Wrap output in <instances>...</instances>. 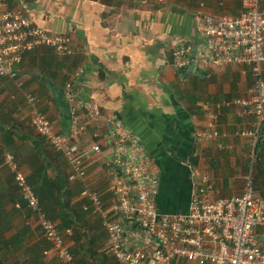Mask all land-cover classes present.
I'll return each instance as SVG.
<instances>
[{
    "label": "crops",
    "instance_id": "1",
    "mask_svg": "<svg viewBox=\"0 0 264 264\" xmlns=\"http://www.w3.org/2000/svg\"><path fill=\"white\" fill-rule=\"evenodd\" d=\"M8 2L26 9L45 30L71 35L75 53L60 55L53 50L51 56L47 47L27 53L18 67L16 79L0 78V96L4 98L9 94V99H13L4 102L0 99V119L5 115L10 118L9 123H17L20 133L36 134L28 124L32 106L27 96L33 94L38 98V109L51 118L56 129L68 131L71 119L64 86L82 69L74 79L75 84L84 101L99 113L100 121L105 124L102 130L108 127V117L121 120L141 136L154 158L160 174L159 210L188 211L192 188L190 164L210 174L215 196L243 192L244 175L249 167L251 169L253 141L234 133L253 129L255 118L241 116L238 106L222 107L215 123L221 133L219 137L199 138L196 131L210 127L211 115L217 111L216 103L249 94L253 81L251 68L211 65L196 71L182 69L181 73V69L173 65V50L181 42L193 44L199 54L204 51L205 40L199 30L204 14L237 16L244 9L243 0H223V4L220 0ZM9 123H5L6 127H10ZM96 132V126H90L80 142L96 140ZM97 140L103 151L87 161L84 180L71 178V166L62 153L54 166L63 167L69 173L73 202H88L82 192L90 187L102 193L109 206L115 197L108 184L112 148L103 134ZM17 141L19 144L20 140ZM6 151L11 152L0 153V168L4 165ZM56 153L49 150V155ZM19 165L27 175L32 171L26 163ZM48 172L55 174L52 169ZM261 178L264 177L256 180L255 187L264 195ZM7 187L6 182L0 183V191ZM5 206L12 208L11 203ZM100 220L89 214L86 228L80 229L79 234H91L94 245L89 246L88 253H95L91 257L81 252V256L95 264H122L115 256L104 252L108 234ZM12 221L14 227L5 233L7 238L16 236L18 230L24 231L6 248L0 245L1 264H61L56 249L45 239L34 217L24 220L13 216ZM99 221L101 227L97 225ZM63 234L72 245L73 229L67 228ZM261 239L264 242V236Z\"/></svg>",
    "mask_w": 264,
    "mask_h": 264
},
{
    "label": "built area",
    "instance_id": "2",
    "mask_svg": "<svg viewBox=\"0 0 264 264\" xmlns=\"http://www.w3.org/2000/svg\"><path fill=\"white\" fill-rule=\"evenodd\" d=\"M223 4V0H220ZM243 11L234 16L204 14L200 35L205 49L199 54L193 44L179 43L173 50L175 69L190 70L194 64L223 67H250L252 85L247 96L223 100L215 104L210 127L199 129V138L215 139L221 135L215 123L222 107L238 106L243 117L253 116V129L237 130L234 135L252 138L250 171L244 175L240 194L215 196L214 182L208 172L189 165L192 177L191 199L187 212L168 213L157 208L160 174L154 158L141 136L127 124L107 118V128L99 113L81 97L75 78L66 82L64 95L69 105L71 126L59 131L51 118L38 109V98L28 94L32 106L29 123L45 137L56 152L71 166L72 179L84 180L87 161L102 153L97 140L103 134L112 148L110 156V188L114 201L106 206L102 193L85 187L84 208L101 219L108 234L106 253L122 264H264V195L255 188L252 173L256 143L264 122V5L263 0H243ZM47 47L60 55L75 53L71 35L45 30L23 7L0 0V78L16 79L25 54ZM90 126H96L91 142H80ZM103 131V132H102ZM223 147V144H220ZM4 165L14 175V183L28 208L37 216L43 236L56 249L61 264H79L58 222L50 219L29 183L27 173L11 152H4ZM19 206V204H18ZM129 224V225H128Z\"/></svg>",
    "mask_w": 264,
    "mask_h": 264
},
{
    "label": "trees",
    "instance_id": "3",
    "mask_svg": "<svg viewBox=\"0 0 264 264\" xmlns=\"http://www.w3.org/2000/svg\"><path fill=\"white\" fill-rule=\"evenodd\" d=\"M53 52V49L48 48L49 55L52 56ZM9 122L10 118L5 115L0 119V132H2L0 153L9 148H13V154L16 160H18L21 165L26 163L32 167V171L28 175V180L38 195L43 210L46 211L50 219L56 222L58 221L62 233L67 228L73 229V244L67 243L78 263L95 264L94 262L85 260V258L81 256V252L86 254V256L87 254H91L88 253L89 246L94 245L91 234L88 235L87 232L79 234L81 228H86V221L91 212L84 208L85 200L73 202V192H71L69 186V173L63 167L54 166L58 161V155L61 153H56L54 150L57 155H49V150L52 149V147L45 137L37 133L32 135L20 133L19 127H16L17 123ZM5 123H9L10 127H6ZM13 126L15 129L12 128ZM17 139L20 140L19 144H17ZM27 139L28 141L26 142L25 140ZM253 166L257 169L255 180L264 177V122H262L259 130ZM50 169L54 170V175L49 174L48 171ZM1 182H6L8 185L5 190L0 191V245L6 248L9 244L18 240L24 231V229L18 230L17 235H13L10 238L5 236V233L14 227V222L12 221L13 216H20L24 220L34 217L36 222L38 218L34 212L28 208L27 202L22 197L12 176L1 178L0 183ZM9 203L12 204V208L6 209L5 205ZM18 204L19 206H17ZM100 221L97 222L98 227H101ZM26 227L28 226H25V228ZM94 254L95 253L92 252L91 257H94ZM1 263L2 260L0 259V264Z\"/></svg>",
    "mask_w": 264,
    "mask_h": 264
},
{
    "label": "rangeland",
    "instance_id": "4",
    "mask_svg": "<svg viewBox=\"0 0 264 264\" xmlns=\"http://www.w3.org/2000/svg\"><path fill=\"white\" fill-rule=\"evenodd\" d=\"M10 86H11V85H10ZM12 91H13V88L11 89V92H12ZM0 99H1L3 102L6 101V100H8V101L13 100L12 98L9 99V94H8L7 96H5L4 98H3L2 96H0ZM26 120H27V118H26ZM104 143H105V142H104ZM7 150L13 152V148H9V149H7ZM253 161H254V160H253ZM248 171H250V167H249ZM256 171H257V169L253 166V167H252V173H253V177H254V182H255V184H256V180H255V178H256ZM2 175H4V178L7 177V176H12L13 179H14V175H13V173L8 169V167H6V165H3V166L0 168V177H1ZM104 180H105V179H104ZM260 181H263V182H264V178H261ZM108 184H110V179L108 180ZM261 188L264 189V184H262Z\"/></svg>",
    "mask_w": 264,
    "mask_h": 264
},
{
    "label": "water",
    "instance_id": "5",
    "mask_svg": "<svg viewBox=\"0 0 264 264\" xmlns=\"http://www.w3.org/2000/svg\"><path fill=\"white\" fill-rule=\"evenodd\" d=\"M192 70L193 71H196L197 70V65L196 64L193 65ZM180 72L183 73V70L181 69Z\"/></svg>",
    "mask_w": 264,
    "mask_h": 264
}]
</instances>
